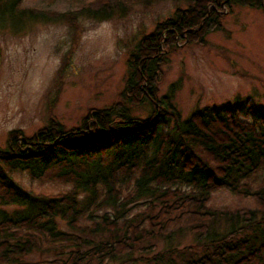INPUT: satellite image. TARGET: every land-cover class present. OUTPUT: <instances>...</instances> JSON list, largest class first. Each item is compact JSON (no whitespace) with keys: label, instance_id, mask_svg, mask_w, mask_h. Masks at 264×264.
I'll return each mask as SVG.
<instances>
[{"label":"trees","instance_id":"1","mask_svg":"<svg viewBox=\"0 0 264 264\" xmlns=\"http://www.w3.org/2000/svg\"><path fill=\"white\" fill-rule=\"evenodd\" d=\"M187 1L134 45L118 100L89 109L80 127L51 117L31 136L8 132L0 146V264H22L30 253L46 257L24 264H127L137 251L152 252L148 264H264V109L237 97L182 117L171 101L180 78L162 96L157 85L177 39L205 43L224 9L263 8L264 0ZM22 2L0 0V27L62 17ZM129 4L90 0L79 9L106 19ZM144 102L150 111L142 117L134 106ZM17 172L71 187L34 193ZM220 189L254 206H209ZM183 231L195 242L171 246ZM158 240L167 246L154 251Z\"/></svg>","mask_w":264,"mask_h":264},{"label":"rangeland","instance_id":"2","mask_svg":"<svg viewBox=\"0 0 264 264\" xmlns=\"http://www.w3.org/2000/svg\"><path fill=\"white\" fill-rule=\"evenodd\" d=\"M89 1L23 0V7L62 13V17L54 21L26 18L20 30L0 27L1 147L12 129L31 136L51 117L66 128L80 127L89 109L118 100L134 45L156 22L188 4L187 0H126L130 3L126 8L110 18L96 19L79 9ZM222 14L221 28L209 32L205 43L177 39L169 60L161 65L158 95L167 94L180 78L171 101L182 117L198 107L234 103L237 97H247L245 103L264 109V7L234 5ZM149 111L147 102L134 106L139 116L145 117ZM263 175L264 169L258 179ZM15 178L34 193H59L71 187L58 180H31L24 172H17ZM208 205L253 207L254 201L220 189ZM194 242V234L183 231L170 245ZM166 246L158 240L154 251ZM152 255L137 251L127 264H148L143 258ZM43 257L30 253L19 262L34 263Z\"/></svg>","mask_w":264,"mask_h":264}]
</instances>
